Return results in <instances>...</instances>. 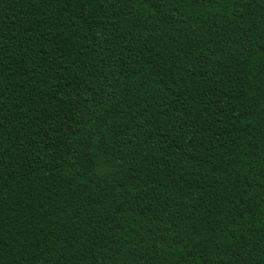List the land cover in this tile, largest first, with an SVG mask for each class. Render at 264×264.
Masks as SVG:
<instances>
[{"label":"trees","instance_id":"1","mask_svg":"<svg viewBox=\"0 0 264 264\" xmlns=\"http://www.w3.org/2000/svg\"><path fill=\"white\" fill-rule=\"evenodd\" d=\"M0 264H264V0H0Z\"/></svg>","mask_w":264,"mask_h":264}]
</instances>
